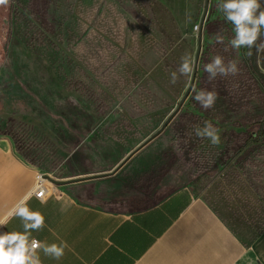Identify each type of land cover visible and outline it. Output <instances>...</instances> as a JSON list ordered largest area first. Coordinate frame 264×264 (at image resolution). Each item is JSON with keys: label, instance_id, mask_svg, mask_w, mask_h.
<instances>
[{"label": "rangeland", "instance_id": "rangeland-1", "mask_svg": "<svg viewBox=\"0 0 264 264\" xmlns=\"http://www.w3.org/2000/svg\"><path fill=\"white\" fill-rule=\"evenodd\" d=\"M218 3L11 0L0 6V136L39 171L38 181L66 186L112 173L176 112L108 184L90 179L77 199L116 209L130 191L184 187L239 236L253 239L264 229V81L243 73L238 63L248 61V49L228 44L233 25ZM221 29L223 44L215 41ZM254 49L264 74V50ZM185 53L196 72L182 102L193 74L174 85L170 74ZM215 55L236 60L238 73L209 81L204 65ZM193 89L218 93L214 107L202 108ZM205 121L219 130L218 145L195 135Z\"/></svg>", "mask_w": 264, "mask_h": 264}, {"label": "crops", "instance_id": "crops-1", "mask_svg": "<svg viewBox=\"0 0 264 264\" xmlns=\"http://www.w3.org/2000/svg\"><path fill=\"white\" fill-rule=\"evenodd\" d=\"M124 166L92 181L108 184ZM39 176L11 139L0 136V215L27 199L45 217L44 229L32 235L70 246L59 261L41 251L42 264H264V229L253 239L239 236L188 188L130 191L118 208L107 209L77 199V191L91 184L86 177L66 186L45 185V196L37 199ZM6 231H23L20 219L0 227Z\"/></svg>", "mask_w": 264, "mask_h": 264}, {"label": "clouds", "instance_id": "clouds-1", "mask_svg": "<svg viewBox=\"0 0 264 264\" xmlns=\"http://www.w3.org/2000/svg\"><path fill=\"white\" fill-rule=\"evenodd\" d=\"M10 3L11 0H0V6L6 7ZM217 8L225 20L233 25L234 35L228 41L232 49L243 47L251 50L255 47L264 50V40H261L264 35V4L261 0H219ZM222 31L215 35L216 43H224V37L220 34ZM224 50L228 51V47ZM193 71V59L185 53L180 58L178 69L171 72L170 83L176 84L180 76L190 78ZM204 71L208 74V80L212 81L217 76L236 75L239 69L236 60L225 63L222 56L215 55L204 65ZM193 91L195 101L202 108L207 110L214 107L218 93L203 89ZM195 135L201 139L207 138L213 145H218L221 139L219 130L209 121H205L203 127L195 126ZM14 218L20 219L23 231L0 232V264H42L41 251L45 256L59 261L65 255V250L70 248L67 241L48 244L32 235L44 229L45 217L40 211L30 209L27 199H21L7 213L0 215V227L7 226Z\"/></svg>", "mask_w": 264, "mask_h": 264}, {"label": "water", "instance_id": "water-1", "mask_svg": "<svg viewBox=\"0 0 264 264\" xmlns=\"http://www.w3.org/2000/svg\"><path fill=\"white\" fill-rule=\"evenodd\" d=\"M197 59H198V53L196 55V62H197ZM248 60L250 62V66L253 70V72L255 73V75L264 81V74L261 73L255 63V58H254V48H252L251 50L248 49ZM195 72H196V65H195V68H194V72H193V76H192V81H191V84L189 86V89L187 90L186 94L184 95L183 99H182V102L186 99L187 95L189 94L190 90L192 89L193 87V82L195 80ZM176 114V112H174L170 118L164 123V125L162 126V128L160 129V131H158L153 137L149 138L145 143H143L138 149H136L135 151H133L112 173H109V174H105V175H97V176H93L94 179H97V178H102V177H106V176H111L112 174H114L117 169H119L122 165H124L128 159H130L135 153H137L141 148H143L145 145H147L150 141H152L167 125L168 123L170 122V120L174 117V115ZM92 177L91 178H88V179H93ZM51 183L53 185H56V186H62L63 184L62 183H58V182H54V181H51Z\"/></svg>", "mask_w": 264, "mask_h": 264}, {"label": "trees", "instance_id": "trees-1", "mask_svg": "<svg viewBox=\"0 0 264 264\" xmlns=\"http://www.w3.org/2000/svg\"><path fill=\"white\" fill-rule=\"evenodd\" d=\"M255 52H256V49H254V54H255ZM224 60H225V63L228 62L227 57H224ZM238 64H240V65H241V64L244 65L243 73H244L246 76L250 77L251 79H253V78L256 76L255 73L253 72L251 66H250V62H249V60H248L246 63L243 62V61H241V63L239 62ZM263 132H264V129H263ZM253 137L255 138V137H257V136H253ZM255 146H256V145H254L253 148L249 150V152L251 153V155H254V153H255V150H256V149H254Z\"/></svg>", "mask_w": 264, "mask_h": 264}, {"label": "built area", "instance_id": "built-area-1", "mask_svg": "<svg viewBox=\"0 0 264 264\" xmlns=\"http://www.w3.org/2000/svg\"><path fill=\"white\" fill-rule=\"evenodd\" d=\"M46 194V187L45 185L39 180L35 186L33 195L37 199H42Z\"/></svg>", "mask_w": 264, "mask_h": 264}, {"label": "bare ground", "instance_id": "bare-ground-1", "mask_svg": "<svg viewBox=\"0 0 264 264\" xmlns=\"http://www.w3.org/2000/svg\"><path fill=\"white\" fill-rule=\"evenodd\" d=\"M43 181H45V180H41L42 183H43Z\"/></svg>", "mask_w": 264, "mask_h": 264}]
</instances>
